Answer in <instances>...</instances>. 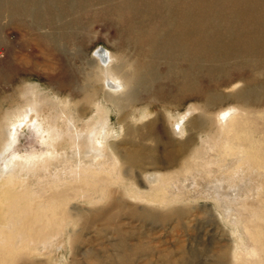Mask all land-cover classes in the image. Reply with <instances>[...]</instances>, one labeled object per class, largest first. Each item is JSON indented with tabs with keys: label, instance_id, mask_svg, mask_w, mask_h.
I'll return each mask as SVG.
<instances>
[{
	"label": "bare ground",
	"instance_id": "obj_1",
	"mask_svg": "<svg viewBox=\"0 0 264 264\" xmlns=\"http://www.w3.org/2000/svg\"><path fill=\"white\" fill-rule=\"evenodd\" d=\"M143 1L0 0V37L5 38L4 28L11 29L6 31L8 37L13 31L22 36L28 31L22 43L26 46L36 31L47 48L58 51L55 48L66 50L63 40L73 47L84 44L96 21L111 20L127 34L133 28L142 32L149 22L135 13ZM247 2L251 10L257 8L252 0ZM165 4L168 20L158 48L138 33L133 59L119 58L103 47L95 52V72L87 71L78 79L67 64L69 78L51 77L55 92L21 79L10 93L12 80L0 77V264H137L142 244L128 243L138 235L120 218L147 220L155 203L187 205L197 198L213 200L220 219L231 225L234 234L231 252L222 244L216 249L217 264H264V117L253 129L247 127L253 121L251 110L256 109L252 105L261 98L229 92L237 102L209 114L212 95L203 103L191 102L185 113L167 119L165 139L156 129L159 113L146 118L151 108L119 113V125L112 122L113 110L121 112L135 102L139 85L153 103L165 108L166 103L157 101L158 93L168 98L162 77L190 94L198 92L191 72L200 59L218 57L216 47H223L224 53L216 59L220 63L208 66L213 73L208 75L210 84L230 83L233 74L224 72L238 77L244 67L257 68L250 56H257L256 46L264 49L262 32L243 35L236 31L243 27L239 24L231 29L234 38L220 40L221 34L211 35L217 22L200 3L166 0ZM16 17L25 27L9 26ZM250 18L245 19L250 23ZM211 37L216 46L206 48ZM244 39L249 44H242ZM262 49H258L261 59ZM162 56L170 62L158 76L156 63ZM66 88L69 91L59 95ZM195 109L200 112L185 118ZM258 111L264 113V108ZM132 117L146 118L141 123L148 126L140 129ZM22 124L45 147L28 148L23 159L15 148ZM123 198L133 200L127 202L131 207L140 202L145 206L125 208ZM176 210V217L184 214L183 208ZM67 252L68 258L62 260L60 255ZM179 260L183 258L169 262Z\"/></svg>",
	"mask_w": 264,
	"mask_h": 264
},
{
	"label": "rangeland",
	"instance_id": "obj_2",
	"mask_svg": "<svg viewBox=\"0 0 264 264\" xmlns=\"http://www.w3.org/2000/svg\"><path fill=\"white\" fill-rule=\"evenodd\" d=\"M165 1L166 0H152L148 3V0H144L143 3L139 4L140 6H137L136 9L138 10H136L135 13L136 18H144V20L147 18L146 21L149 22L143 30L141 29L142 32L139 31L140 29L133 28L130 31L131 33L127 34L126 31H122V29L118 27L116 28V25L111 20H108V23L107 20L96 21L94 23L92 22L90 34L84 44H79L80 46L73 47L72 45H68L67 42L63 40L62 42L65 44L64 46L66 47V50L62 48H55L58 50L55 51L52 46L47 48L46 44L41 41V37L39 38L36 31H33L30 35L32 43H27V45L24 46L22 43L23 40H25V34L28 31H24L23 36L19 35L18 32L13 31L11 35H9L10 37H8V35H6V31L9 32L11 29L7 28L5 30L4 28L5 38L0 37V77L12 80L10 93L12 92V89H15L16 86H18L21 79L26 80L25 82L27 83H37L43 88H50L52 92H55L57 88L50 81L51 77H54V80L69 78V73H66L67 64L70 67V70H72V73L78 79L87 71H91L90 73L95 72L96 67L93 62V59L96 56L95 52L100 51L103 47L106 50H112L116 54H119V58L120 56L125 55L124 57H130L133 59L135 57V53L134 51L132 52V50L135 47H133L132 44L135 40V34L138 33L140 37H146L148 39H146V42H156L154 46L158 48L160 45L159 41H161L160 39L162 38L165 31L164 29L166 28V20H168V17L166 16ZM190 1L196 4L197 2L200 3L204 9L203 11L207 12L213 20L215 19L218 26L217 29L211 32V35L215 34L214 37H216V33H218V35L221 34L220 40L234 38L235 36L231 29L232 27L237 29L239 24L243 27L241 30H236L238 33H243V35H245V33L249 31H258L259 36L260 32L264 34V8H261L264 7V0H252L257 7L253 10H251L247 0ZM237 11L239 14L235 15ZM254 12H256L255 15ZM248 15L252 17L250 18V23L247 19H245ZM256 18L258 21H255ZM19 20V17L14 18L13 23H10L9 26L12 24H18L25 27L24 23L21 24ZM238 21L239 23H237ZM262 33L261 35H263ZM214 42L215 39L212 38L208 41L206 48H209L210 46L214 48V46H216ZM246 42L247 39H244V41L242 40V44H249V41L247 43ZM253 43L254 42L250 41V47H253ZM262 47L263 46H256L257 52L255 55L257 56H250V62H255L257 68L254 66L253 68L251 66L244 67L240 70L238 77L234 75L235 73L229 71L224 72L226 74H233L234 79L230 83L220 84L218 87L214 85L215 81L210 84V78L208 75H212L213 73L208 72L207 69L209 68L208 66H211L210 62H214L216 65L217 63H220V61L216 59L219 58L224 51L223 47L214 48L213 50L217 53L216 55H218V57L212 58L214 59L213 61L207 58L200 59L198 65L195 66L191 72V77L194 78L193 84L198 88V92L193 94H190V91L187 92V88L184 90L181 87H177L176 82L171 80L167 82V79H164L161 75L162 80H165V84H163L165 90L164 93L166 95L168 93V98H165V95L158 93L160 96H158L159 100L157 101H160L159 103L162 104L166 103V108L163 106L160 107V105L157 106L155 102L153 103L149 99L150 95H146L142 90V85H139V87H137L138 92L135 102L126 106L121 112L113 110L111 113L112 122L115 125L117 124L116 126L119 125L117 122V116L119 113L137 114V112H140L141 110L151 108L149 111L151 114L146 118L155 115V113H159L157 117L156 129H160L162 138L165 139V131L168 127L167 119L171 118L170 115L185 113L190 105L199 102L203 103L208 96L211 98V95L212 99L209 101L210 103L207 106L206 112L207 114L216 112L221 107L237 102L235 98L228 95L229 92L235 93L240 91L247 92V95L251 97V99L261 98V101L259 100L258 104L254 103L252 105V108H256L252 109L250 113V117L254 122L251 121V125H247V127L253 129L255 121L256 124L259 125L264 117V113L258 111L264 108V57L261 59L258 52V49H262ZM68 48L70 49L69 52H67ZM262 51H264V49H262ZM155 52H157V50H155ZM119 58L116 59L115 63L120 62L121 59ZM234 61L235 60L232 57L230 62L233 63ZM169 62L170 60H168L165 56L157 58L156 68L158 76L162 73L161 71L165 72ZM185 64L186 63L181 61L178 62V65L180 66H186ZM158 67L161 68L158 70ZM222 67L225 68V63ZM153 70L156 71V69ZM223 76L224 75H219V77ZM148 85H150V83H148ZM68 91L69 89L66 88L61 91L62 94L59 95H65ZM198 93L200 95H197ZM99 94H95L94 96L97 97ZM74 97L78 99L81 96L76 95ZM78 103L81 104L82 101L78 100ZM195 110H193L185 118H188L191 115L195 116L200 112L199 109ZM146 118L139 119L132 117L131 122L135 124L138 123L141 129L144 126H148L141 123V120H145ZM20 126L21 127H18V141L15 146L17 151L16 154L18 156H22L23 159L30 147L33 149L35 148L38 151L45 148L44 145L40 143L39 138L34 135L35 132L33 134L28 125L22 124ZM121 134L122 131L120 132V135ZM247 143L250 144V142ZM36 153L39 154L40 152ZM151 197L152 195H149L150 199H152ZM131 199L127 198L125 200L123 198L122 201H124L123 206H125V208L134 207L127 205V202L129 203L133 201ZM192 201L193 202L187 205L181 204V201H172V203L167 202L169 206H162L163 204L160 203H155L154 208L146 206L151 207L153 210L155 209L151 215L152 218L148 217L147 220L130 218L128 215L120 218L122 221L124 219L126 223L131 226L135 233L134 235H138V239L132 238L128 243H138L139 240V244H142L140 245L142 253L139 254L140 256H137V264H145L146 262L147 264H170L169 261L177 257L183 258V261L179 260V262L175 264H217L215 251L219 248V246H221V244L224 245V248L231 252V243L233 242L232 238H234V234L230 230L231 225L226 224L222 219H220L221 216L218 209L215 207L213 200L208 198H197ZM143 203L144 202H140L137 204L134 207L135 210L139 207L142 208L145 206ZM177 208L184 209V214L182 216L176 217ZM159 217H161L162 220H159ZM246 221L247 220H243V223ZM242 235L246 237L245 233H242ZM150 250L152 251L149 252ZM60 256L62 260H65L68 258L69 253L67 252L64 256ZM228 261H231L230 255L228 257ZM227 264H230V262Z\"/></svg>",
	"mask_w": 264,
	"mask_h": 264
}]
</instances>
